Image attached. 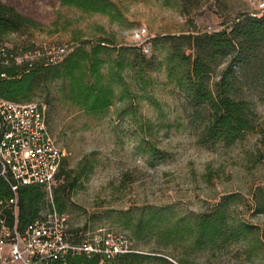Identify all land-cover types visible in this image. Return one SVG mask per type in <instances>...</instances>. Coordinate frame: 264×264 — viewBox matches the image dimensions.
I'll return each mask as SVG.
<instances>
[{
  "label": "rangeland",
  "instance_id": "obj_1",
  "mask_svg": "<svg viewBox=\"0 0 264 264\" xmlns=\"http://www.w3.org/2000/svg\"><path fill=\"white\" fill-rule=\"evenodd\" d=\"M1 1L34 22L0 32L11 47L58 42L73 50L100 39L108 43L100 55L114 93L103 110L76 103L66 75L49 72L34 82L30 100L46 105L49 126L69 151L60 177L50 191L45 188L41 213L52 201L56 206L55 186L64 183L69 231L81 240L107 231L125 234L138 254L134 264H264V90L250 66L235 65V92L251 101L256 127L231 144H203L199 134L208 108L192 102L168 73V56L181 41L153 40L230 29L239 16L262 14L263 0H114L121 9L117 19L60 0ZM141 24L152 43L139 63L133 31ZM229 62L230 56L220 59L211 83ZM231 192L239 194L231 213L257 225L255 236L195 247L197 220Z\"/></svg>",
  "mask_w": 264,
  "mask_h": 264
},
{
  "label": "trees",
  "instance_id": "obj_2",
  "mask_svg": "<svg viewBox=\"0 0 264 264\" xmlns=\"http://www.w3.org/2000/svg\"><path fill=\"white\" fill-rule=\"evenodd\" d=\"M60 2L84 11L105 13L114 19L119 18L121 14V9L114 0H60ZM30 23H34L30 17L17 11L13 5L0 0L1 33L19 29ZM159 39L181 41L174 44L175 51L168 56L167 68L169 76L183 88L192 102L206 105L208 108L199 134L201 143L223 141L231 144L256 127L257 113L251 101L238 96L235 92L234 66L239 65L242 69L250 66L254 77L264 90V12L262 14L250 12L239 16L230 29L164 34L154 37V44H157ZM180 44L184 48H192V51L187 53ZM107 45L105 39L93 43L90 48L80 44L57 63L45 64L37 60L29 69L26 65L1 67L0 72L5 71L7 76L0 77V96L29 101L36 79L43 74L54 72L70 78V95L76 103L92 112L101 111L112 103L114 93L111 80L106 79L102 71L104 58L100 54ZM134 48L140 49L141 59L138 60L140 55H136V60L142 63L146 53L138 45H134ZM226 56H230L229 64L220 78L211 83L210 77L214 67ZM59 63L62 64L64 73L60 71L61 68L53 67ZM63 165L56 180L63 172ZM61 188L65 190L61 191ZM66 189L64 183H59L54 189V200L60 212L66 209ZM10 194L9 183L0 175V199H5ZM46 194L44 185L40 183L20 186L18 223L21 228L41 216ZM238 196L239 194L235 192L227 193L221 197L215 208L202 213L196 222L192 238L195 247H214L230 240H243L248 236L252 238L255 236L257 225L234 216L230 211L232 201ZM260 210L264 211V200L260 202ZM8 220L11 223L14 221V216L10 213ZM73 231H69V239L80 241L77 231ZM253 246L250 245V248ZM137 255L134 251L117 253L111 258H105L100 253L68 254L65 258L53 259L45 264H105V261L111 259L116 260L118 264H134Z\"/></svg>",
  "mask_w": 264,
  "mask_h": 264
},
{
  "label": "built area",
  "instance_id": "obj_3",
  "mask_svg": "<svg viewBox=\"0 0 264 264\" xmlns=\"http://www.w3.org/2000/svg\"><path fill=\"white\" fill-rule=\"evenodd\" d=\"M264 10V0L259 4ZM255 13V12H253ZM144 53L151 50V34L146 24L133 31ZM67 43H49L39 47H11L0 38V68L26 65L37 60L45 64L61 61L72 50ZM7 76L5 71L0 77ZM69 154L53 134L46 105L41 101H18L0 96V175L9 183L11 194L0 199V264H45L68 254L100 253L111 258L130 251L123 233H95L80 241L69 239L67 213L52 205L41 216L21 228L18 223L21 185L40 183L52 189L64 159ZM8 213L14 216L11 223Z\"/></svg>",
  "mask_w": 264,
  "mask_h": 264
}]
</instances>
